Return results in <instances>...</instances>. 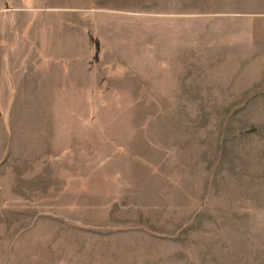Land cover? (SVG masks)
<instances>
[{
	"label": "rangeland",
	"instance_id": "374dc122",
	"mask_svg": "<svg viewBox=\"0 0 264 264\" xmlns=\"http://www.w3.org/2000/svg\"><path fill=\"white\" fill-rule=\"evenodd\" d=\"M0 264H264V0H0Z\"/></svg>",
	"mask_w": 264,
	"mask_h": 264
}]
</instances>
